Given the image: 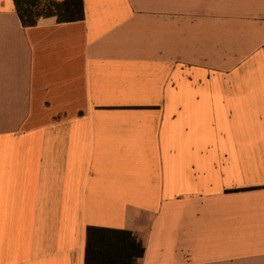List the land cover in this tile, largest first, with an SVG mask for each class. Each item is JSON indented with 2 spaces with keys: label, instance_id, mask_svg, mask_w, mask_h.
I'll return each mask as SVG.
<instances>
[{
  "label": "crops",
  "instance_id": "0c3cea01",
  "mask_svg": "<svg viewBox=\"0 0 264 264\" xmlns=\"http://www.w3.org/2000/svg\"><path fill=\"white\" fill-rule=\"evenodd\" d=\"M83 1L0 0V264H264V0Z\"/></svg>",
  "mask_w": 264,
  "mask_h": 264
},
{
  "label": "trees",
  "instance_id": "16d2710c",
  "mask_svg": "<svg viewBox=\"0 0 264 264\" xmlns=\"http://www.w3.org/2000/svg\"><path fill=\"white\" fill-rule=\"evenodd\" d=\"M25 27L41 18L56 17L59 23L85 18L83 0H14ZM146 246L139 236L126 230L90 227L87 231L85 264H143Z\"/></svg>",
  "mask_w": 264,
  "mask_h": 264
}]
</instances>
